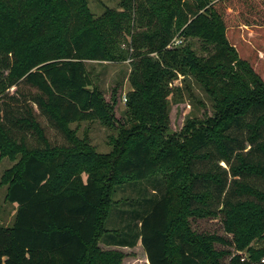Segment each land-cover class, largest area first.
<instances>
[{"label":"trees","instance_id":"1","mask_svg":"<svg viewBox=\"0 0 264 264\" xmlns=\"http://www.w3.org/2000/svg\"><path fill=\"white\" fill-rule=\"evenodd\" d=\"M119 5L96 18L87 0H0V151L19 155L2 176L5 200L16 210L11 226L0 225V264H122V250L138 246L146 264H219L211 239L185 222L189 208L211 213L213 202L238 250L254 227L264 230V190L242 181H264V84L225 37L233 25L264 27V0ZM180 29L184 38L213 44L215 53L200 63L187 47L170 48ZM117 59L129 63L125 101L140 131L115 156H98L81 147L69 124L108 118L85 63ZM185 69L219 99L218 117L181 146L157 151L169 84ZM236 131L247 135L239 139ZM160 171L170 174L163 193L142 197L138 208L128 204L122 226L106 230L116 187ZM231 195L254 200L233 202ZM259 257L229 264H264Z\"/></svg>","mask_w":264,"mask_h":264},{"label":"rangeland","instance_id":"2","mask_svg":"<svg viewBox=\"0 0 264 264\" xmlns=\"http://www.w3.org/2000/svg\"><path fill=\"white\" fill-rule=\"evenodd\" d=\"M122 0H87L88 8L94 17H99L105 8L120 11ZM166 3V0H160ZM190 3V0H182ZM180 29L170 44V48L187 47L194 57L202 63L212 56L216 49L213 44L206 43L200 38H184ZM228 45L234 50L238 59L244 61L264 84V27L261 26H230L225 31ZM175 41L179 42L175 43ZM87 72L91 78L93 86L101 93L104 102L109 108V116L105 120L79 121L69 124V129L73 135L81 142L82 148H88L93 154L98 156L113 157L125 144L129 145L135 134L140 131L137 117L132 109L126 104L127 93L131 90L128 76L130 72L129 63L126 60H113L106 62H86ZM7 74L3 71V75ZM171 93L167 97V117L168 123L160 134H156L157 151L163 149L165 144L178 147L181 146L185 138L198 129L211 127L212 122L218 117L217 108L219 99L210 91L207 85L194 75L192 70L185 69L184 73H177L175 79L169 84ZM237 86L230 93L238 91ZM13 88L9 89L12 94ZM221 89L220 94L225 93ZM251 116L246 121H250ZM239 139L246 137V132H234ZM18 135L15 138L18 139ZM27 144L34 145V141L26 136ZM123 142V144H122ZM248 149V148H247ZM19 159L1 155L0 151V225L11 226L15 204H9L5 200L7 184L2 183V176ZM222 168L228 169L223 163ZM170 179V174L160 171L158 175L148 181L136 184L128 183L122 187H116L110 197L111 211L107 219L106 230H117L120 224V212L130 208H138L137 203L142 197H158L163 193L166 181ZM231 181V177H228ZM166 180V181H165ZM240 181V180H239ZM244 183L254 185L260 190H264V181L255 177L243 178ZM254 200L250 197H233V202L239 200ZM140 207V206H139ZM212 212L208 213L205 208L194 206L187 210L185 222L187 229L195 235L205 236L211 239V247L219 264H229V262L239 257L240 261H249L251 255L259 256V260H264V230L259 232L254 227V234L249 243L238 250L233 241V235L225 228V216L218 212L220 209L217 203L211 205ZM122 217V216H121ZM127 256L122 264H146L143 250L140 246L132 250H122Z\"/></svg>","mask_w":264,"mask_h":264},{"label":"built area","instance_id":"3","mask_svg":"<svg viewBox=\"0 0 264 264\" xmlns=\"http://www.w3.org/2000/svg\"><path fill=\"white\" fill-rule=\"evenodd\" d=\"M175 43H178L179 44V42H177V41H175Z\"/></svg>","mask_w":264,"mask_h":264}]
</instances>
